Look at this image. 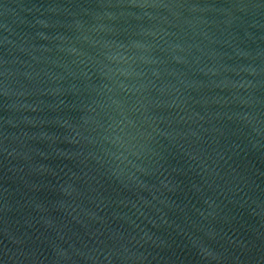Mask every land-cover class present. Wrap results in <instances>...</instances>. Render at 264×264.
<instances>
[{"label":"water","instance_id":"1","mask_svg":"<svg viewBox=\"0 0 264 264\" xmlns=\"http://www.w3.org/2000/svg\"><path fill=\"white\" fill-rule=\"evenodd\" d=\"M0 264H264V0H0Z\"/></svg>","mask_w":264,"mask_h":264}]
</instances>
